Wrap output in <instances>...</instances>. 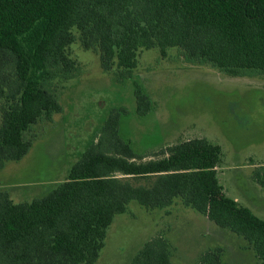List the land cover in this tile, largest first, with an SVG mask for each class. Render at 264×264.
<instances>
[{
    "label": "trees",
    "instance_id": "1",
    "mask_svg": "<svg viewBox=\"0 0 264 264\" xmlns=\"http://www.w3.org/2000/svg\"><path fill=\"white\" fill-rule=\"evenodd\" d=\"M76 40L120 84L152 49L163 58L176 49L185 62L229 77H264V0H0V169L22 160L33 127L62 111L63 83L82 73L69 53ZM135 86L143 117L151 101ZM125 112L110 113L98 139L45 196L16 204L0 190V264H96L116 216L133 201L148 211L179 202L244 239L264 264V219L225 192L221 147L195 138L141 155L119 135ZM254 179L264 188V167ZM172 258L169 241L156 236L130 264ZM196 264H227L224 249L205 251Z\"/></svg>",
    "mask_w": 264,
    "mask_h": 264
},
{
    "label": "rangeland",
    "instance_id": "2",
    "mask_svg": "<svg viewBox=\"0 0 264 264\" xmlns=\"http://www.w3.org/2000/svg\"><path fill=\"white\" fill-rule=\"evenodd\" d=\"M76 36L78 33H75ZM82 73L63 83L62 111L34 126L29 153L0 169V190L14 203L30 202L65 181L71 167L95 142L113 110L126 111L120 137L141 155L186 140L206 138L222 149L218 177L227 195L264 219V188L254 173L264 167V77L233 78L184 61L171 49L140 53L134 77L120 84L101 69L99 56L76 40L69 48ZM138 84L151 101L146 116L136 112ZM156 236L172 246L174 264H196L207 250L224 249L227 264H258L248 243L179 202L148 211L133 201L116 216L96 264H130Z\"/></svg>",
    "mask_w": 264,
    "mask_h": 264
}]
</instances>
